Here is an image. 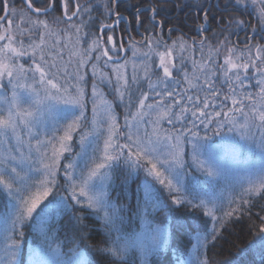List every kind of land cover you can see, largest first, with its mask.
I'll return each instance as SVG.
<instances>
[{"label":"snow or ice","instance_id":"obj_1","mask_svg":"<svg viewBox=\"0 0 264 264\" xmlns=\"http://www.w3.org/2000/svg\"><path fill=\"white\" fill-rule=\"evenodd\" d=\"M22 3L24 8L17 9L15 0H0V192L4 195L0 208V264H24L21 254L27 247L26 226L36 233L28 249L29 264H92L79 245L65 253L52 226L61 212L75 206L102 213L99 218L109 237L105 247L88 244L82 230L77 235L85 248L106 254L109 264H132L130 258L135 253H139L141 264H154L152 257L168 249L170 233L166 225L155 222L153 214L163 211L175 217L181 208L200 211L211 218V228L195 232L196 242L186 255L176 257V264H211L209 245L215 247L231 220L245 213L251 216L257 199L264 200V66L256 63L264 65V45L255 46L254 58L251 46H246V52L226 47L220 64L219 47L209 46L205 57L206 38L199 41L200 60L195 59L196 44H188L182 36L171 45L162 39L145 37L147 51L137 47L139 42H130L132 56L144 58L140 68L147 90L141 91L135 59L131 61L130 77L128 60L109 65L113 60L110 52L119 59L118 53L126 51L122 41L117 47L116 40L109 35L111 49L103 46L102 38H94L87 48L83 47L82 37L87 35L82 32L84 24L74 23L73 18L90 14V4L60 0L62 15L49 21L47 17L56 11L57 0ZM102 3L105 15H115L118 23L120 13L113 12L109 0ZM232 6L256 15L259 34L264 39V0H232ZM150 10L154 19L156 9ZM204 20H208L207 13ZM62 23L72 31L55 30L54 26ZM227 23L237 27L246 24L238 17ZM113 27L102 23L100 31ZM200 29L204 30L205 25H200ZM252 32H257L256 27H252ZM46 37L55 40L49 44ZM220 47H225V43ZM186 52L192 63L191 73L184 67ZM153 56L158 57V74L152 70ZM24 57L30 63L21 62ZM93 60L95 63H91ZM101 60L115 73L114 87L113 78L99 67ZM250 68L259 74V91L255 94L242 91L243 77ZM174 71L179 75H174ZM218 74L228 83V92L223 95L215 87ZM182 82L185 87L180 88ZM102 84L113 88L116 98L125 105L123 126L113 102L100 87ZM134 86L138 92L135 99ZM201 92L205 93L203 97ZM165 123L170 127L165 128ZM226 126L228 133L256 143L260 150L257 162L236 161L242 170L238 196L230 192L225 197L223 191L210 193L193 171L212 181L229 178L218 162L217 151L238 141L224 133L218 147L208 143L212 139L209 132L221 135ZM74 138L79 143L78 152L73 149ZM187 144H191V163L186 159ZM122 163L126 166L123 175ZM61 171L68 196L57 193L49 200L59 184ZM141 171L144 179L137 185L135 213L141 227L138 232H123L118 221L124 219V206L109 199V189L117 179L128 188ZM190 175L192 180L186 183ZM84 219L83 215L75 217L79 224ZM113 232L116 235L111 239ZM256 235L261 249L260 264H264V216L260 217Z\"/></svg>","mask_w":264,"mask_h":264},{"label":"trees","instance_id":"obj_2","mask_svg":"<svg viewBox=\"0 0 264 264\" xmlns=\"http://www.w3.org/2000/svg\"><path fill=\"white\" fill-rule=\"evenodd\" d=\"M81 4H90L92 6V12L87 14L80 20L77 18L75 21H84L86 35L89 39L102 38L103 46L111 49V44L107 40L109 35L117 42V47L120 46L121 41L123 42V47L126 51H120L118 53L119 59L116 58L117 54L110 52L113 56V60L109 62V65L122 64L125 60L130 63L127 65V74L129 77L132 75L133 68L131 61L135 59L137 63V73L141 77L139 80L138 88L141 91L147 90V82L142 78L143 72L140 68V63L144 59L142 56L137 57L132 56V49L129 46L130 42H139L137 47L141 51H147L145 46V37L162 39L167 44L171 45L172 41L176 40L178 37H183L188 44H196L195 59L200 60V45L202 33H200V25H205L204 13L208 14V20L211 22V27L214 30H205V47L204 53L205 57L208 54V47L220 48V56L218 63L222 64L223 57L226 54V47H235L239 51L246 52V46H251L253 51V58L255 57V46L264 44V39L261 38L259 34L260 25L257 22L256 15L250 12L240 13L235 11H230L232 8V0H212L211 11L209 3L210 0H115V3L111 4L113 12H119L120 18H123L117 26L112 29L103 30L101 33L100 28L102 23L111 24L115 22V18L112 16H106L103 8L102 0H80ZM95 3V5H93ZM185 3L190 4L191 8L187 7ZM228 5V7H224ZM15 6L17 9L24 8L22 0H15ZM40 6V5H37ZM99 8H98V7ZM2 7V5H0ZM151 8L156 9L155 18L153 19V13ZM226 9V11H225ZM208 11V12H207ZM234 13H238L234 14ZM2 14V13H0ZM62 12L60 10V0H57L56 11L50 14L47 19L52 20L53 16H61ZM91 16V19L89 18ZM241 15V16H240ZM238 17L245 20L246 24L244 27H237L236 25H229L228 20ZM44 18V17H42ZM16 21L14 19V25ZM208 23V22H207ZM250 25V30H233L236 28H246ZM58 25H55L56 27ZM226 28L227 30H220V28ZM252 27H256L257 32H252ZM171 29V31H169ZM205 34V33H204ZM25 43L29 42L28 38L25 37ZM35 39V35L33 36ZM92 41V40H91ZM89 41V43L91 42ZM225 43V47H220L221 43ZM161 50H163L161 48ZM94 53L93 56L97 55ZM176 55L177 61H179V53H174ZM185 64L184 67L192 72V63L188 59V53L185 54ZM247 56L245 55V59ZM106 59V58H105ZM95 60H93L94 62ZM26 63H30L29 58L24 60ZM152 70L154 73H159L157 68L158 57L153 56L152 60ZM258 66L259 61H256ZM179 66V65H178ZM99 67L103 72H106L113 78V87L115 85V73L112 72L110 66H105L103 60L100 61ZM90 69V66H89ZM88 69V72H90ZM174 75H179L174 71ZM259 78V74L255 73L253 69H249L246 77H243L245 87L242 91L251 92L253 94L259 91V86L256 84V80ZM153 81L156 79V75L152 76ZM215 87L221 90L222 95L228 92V83L225 81L222 75H217ZM91 81V78L88 77ZM5 83H7L5 81ZM239 82H234V85H238ZM102 90L107 96V99L111 100L114 105L115 113L117 114L119 123L121 126L124 124L125 105L122 104L115 96L113 88H110L106 84L100 85ZM180 88L185 87L182 82L179 85ZM241 89L238 88V93ZM90 92V90H89ZM205 93L201 92L200 95L203 97ZM138 96L136 87H133V99ZM153 99H156L153 97ZM135 108L133 107L132 110ZM91 115V102L88 101V113ZM165 128L170 127L166 123ZM123 128V127H122ZM121 128V129H122ZM227 130L223 129L222 135L226 133ZM203 135V131H201ZM208 135L212 136V139L208 141L209 144L213 146H219L221 141L216 140V136L212 135L211 132ZM219 150V149H218ZM76 151V150H75ZM248 151L243 148L238 155H234L237 159H245L246 153ZM256 158V154H253ZM249 156V161L252 162L254 159ZM225 157L224 159H227ZM186 159L189 161L188 148L186 147ZM125 165L121 164L120 174H124ZM123 171V172H122ZM198 181L207 189L210 193L213 191L215 193L216 185L214 181L210 180L207 176L202 173H196ZM192 180L190 175L187 178V183ZM141 182V175L138 174L137 178L131 183L128 188H125L120 184L117 179L115 185L109 189V199L114 202L117 206H124V210L121 212V216L124 217L123 221H118L121 228L126 225L129 231H137L141 226V221L136 213V191L137 185ZM239 192L235 194L238 196ZM1 196V192H0ZM167 198L168 195H164ZM175 207V206H174ZM81 208V207H80ZM264 200L257 199L255 206L252 209V214L249 216L247 213L241 215L239 219L231 220L223 231L222 238H220L215 247L209 245L208 257L211 264H260L261 260V249L258 246L259 237L256 235L258 231V225L260 224V217L264 216ZM83 215L85 217L83 224H79L75 221L76 216ZM100 214H97L88 209H79L74 207L71 211L65 210L61 212L58 220V239L62 243V249L65 253L69 251L70 248H76L77 245L83 249L86 254L89 255V259L92 264H109V259L106 254L90 250L85 248L84 244L81 243L77 235L78 231H83L88 244L95 247H105L107 242H109V237L106 234V229L103 221L99 218ZM160 218L161 224L168 225L170 239L169 247L165 251L159 253L154 264H176V257L181 253L187 254L190 250L192 244L194 243L195 232H204L211 228V218L204 216L200 211L193 212L191 209L181 208L175 217L163 211L156 212L154 218ZM191 226V227H189ZM115 232L112 233L111 239L115 238ZM23 257L28 253V246L23 250ZM132 264H137L138 260L131 257Z\"/></svg>","mask_w":264,"mask_h":264},{"label":"rangeland","instance_id":"obj_3","mask_svg":"<svg viewBox=\"0 0 264 264\" xmlns=\"http://www.w3.org/2000/svg\"><path fill=\"white\" fill-rule=\"evenodd\" d=\"M93 5H95V3H93ZM87 14L88 13H84L82 18H84V16L87 15ZM82 18H79V19L82 20ZM76 19H77V17H74L73 18V22L76 23V24H80L81 22H84V21H79V22L78 21H75ZM105 24H107V23H105ZM111 24H113L114 26H117L116 23H113L112 22ZM54 28L57 31H59L60 29H68V31H72L69 28L68 24H66V23L59 24L58 26H56ZM104 30H109V29H104ZM82 32L83 33H86L85 27H83ZM60 34H61V36H63V32H61ZM46 39L48 40V43L49 44L53 43L54 40H55L54 37H46ZM72 39H73V41H75V35H73ZM91 40H93V39H89L86 35L83 36L82 37L83 47L87 48V46L89 44V41H91ZM63 43H64V41L62 40L61 41V46L63 45ZM262 45H264V44H262ZM67 52H68V49L66 48L65 49V56H64V59L65 60L68 59ZM93 55H94V53H93ZM26 59H28V57H24L21 62H24V60H26ZM91 63H95V61L94 62L92 61ZM222 63H223V61H222ZM89 71H90L89 72V77L91 78V81L88 80V90H91V82H92L91 68L89 69ZM90 102H91V99H90ZM217 103H219V101H217ZM201 128H203V126H201ZM224 129L227 130V126ZM121 130L123 131L124 129L122 128ZM226 133L228 134V136L234 137L235 140L238 141V144H236V145H225L222 149H219L217 151L218 162L224 167V169L228 173V177L229 178L226 179V180L225 179H219V180L214 181V184L216 185V187H215L216 191H215V193L213 191L211 192L212 194H216V193H219V192L223 191L225 197H227L230 192L234 196H235V194L237 192H239V184H238V181H239L240 175L242 174V170H241V167L236 164V161L237 160H239L241 162H243L245 160L249 161L248 160L249 159V156L252 157L253 154H256V158L252 157L254 159L252 162H257L258 159H259V157H260V150H259V148H258V146H257L256 143L245 142V141L241 140L238 135H236L234 133H228V130L226 131ZM214 136L217 137L216 138L217 141H221L222 134L221 135H214ZM121 142H123V141H121ZM186 147L188 148V154H189V158H190L189 159V163H191V144H187ZM243 148H245L248 151L246 153L247 156H245V159H237L234 155H238V153ZM73 149H74V152H78L79 151V143H78V140L76 138H74V140H73ZM68 155L69 154H66V157ZM225 157H228V158L227 159H224ZM65 162L66 161H62V164L65 163ZM139 174L141 175V181H142L144 179V173L141 171ZM121 175H123V174H121ZM37 178H39V176H37ZM58 180H59V184H58L57 188L54 190L53 195L49 197V200H52L53 197H56L57 196V193H59V195L68 196V192H66L64 190L65 185H66V181H65V179L63 177V172L62 171L58 174ZM186 183H187V181H186ZM157 187H160V186L157 185ZM164 195H168V194L166 192H164ZM3 203H4V195L1 192V196H0V208H2ZM45 203H47V201H45ZM70 203H74V202H71L70 201ZM42 207H43V205H42ZM75 207H78L79 209H87V208H80V206H75ZM88 210H90V209H88ZM154 214L156 215V213H154ZM60 215H61V213H60ZM59 216L55 218V220L53 222V225H52L53 228L55 229V235L57 237H58L57 234H58V222H59L58 218H59ZM100 216H102V213H100ZM155 222L156 223L161 222L160 218L156 217V221ZM166 226L168 227V225H166ZM121 229H122L123 232H129L128 227L126 225H124ZM139 230H140V228L137 230V232ZM35 235H36V233L33 231V229L31 227H28V226L25 227V239H26V242H27L28 249L32 246V244H33V238H34ZM58 242H60L59 239H58ZM195 242L196 241L194 239V243ZM61 246H62V243H61ZM23 255H24V253L22 252L21 258L23 259L24 264H29V256H28V253L24 257H23ZM156 256L152 257V260H155V257ZM132 257L138 260L137 264H141L139 253L133 254Z\"/></svg>","mask_w":264,"mask_h":264},{"label":"flooded vegetation","instance_id":"obj_4","mask_svg":"<svg viewBox=\"0 0 264 264\" xmlns=\"http://www.w3.org/2000/svg\"><path fill=\"white\" fill-rule=\"evenodd\" d=\"M211 2H212V0H210V3H209V6H210V9L208 10L209 12L211 11ZM185 5L187 6V7H189V8H191V6H190V4H188V3H185ZM224 7H228V5H224ZM207 11V12H208ZM225 11H226V9H225ZM230 11H235V12H238V13H240V11L239 10H237L236 8H232V10H230ZM238 13H234V14H237V15H239ZM241 16V15H240ZM121 20H123V18L121 19ZM208 22V23H207ZM207 22L205 23L206 24V26H205V29H204V31H201L200 33H202L201 35H202V37L203 36H205L206 35V31L205 30H214V28H212L211 27V22L209 21V20H207ZM250 25H248L246 28H236V29H233V30H250ZM220 30H227V27L225 28H220ZM258 30V29H257ZM260 30V29H259ZM205 33V34H204ZM201 39H203V38H201Z\"/></svg>","mask_w":264,"mask_h":264}]
</instances>
